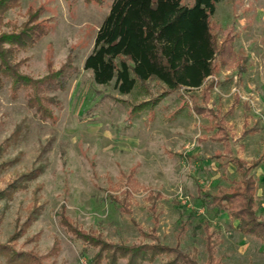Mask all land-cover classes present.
Wrapping results in <instances>:
<instances>
[{
  "label": "rangeland",
  "instance_id": "rangeland-1",
  "mask_svg": "<svg viewBox=\"0 0 264 264\" xmlns=\"http://www.w3.org/2000/svg\"><path fill=\"white\" fill-rule=\"evenodd\" d=\"M111 1L96 6L84 0H21L6 15L20 28L28 7H44L40 20L49 34L19 55L27 61L22 73L38 79L46 75L47 62L57 70L67 58L76 72L64 91L50 94L59 102L52 123L34 116L23 91L12 98L8 82L0 88V191L17 186L10 199L0 198V245L43 256L44 264H88L96 250L86 248L73 229L130 245L141 241L140 227L154 229L162 244L179 243L186 253L196 252L203 263L204 236L214 231L221 239L216 256L223 264H264V242L238 233L225 212L197 193V184L215 193L239 178L230 157L249 161L264 153V0H222L211 18L218 39L233 36L235 51L247 57L246 74L234 68L216 76L208 105L226 122L229 155L225 142L203 140L209 118L183 107L189 93L177 90L138 113L139 104L165 90L161 84H137L121 95L113 83L92 81L83 61ZM194 94L199 98L200 90ZM235 97L239 102L230 110ZM245 116L247 127L257 132L242 137ZM215 152L222 157L212 158ZM129 173L141 188L125 202L127 214L112 197L122 199ZM248 174L257 181V212L264 219V161ZM149 190L162 194L156 224L146 201ZM181 222L187 227L178 236ZM0 264H6L1 255Z\"/></svg>",
  "mask_w": 264,
  "mask_h": 264
},
{
  "label": "trees",
  "instance_id": "trees-1",
  "mask_svg": "<svg viewBox=\"0 0 264 264\" xmlns=\"http://www.w3.org/2000/svg\"><path fill=\"white\" fill-rule=\"evenodd\" d=\"M106 0H84L85 4L102 6ZM222 0H193L191 6L184 0H112L109 11L98 26L90 53L83 61V69L91 72L92 81L99 86L113 88L121 95H128L136 85L144 88L148 82L161 84L165 90L157 97L138 105V113L158 105L170 93L183 90L189 93L191 110L200 117H208L204 128L209 139L221 142L228 139L224 122L219 113L207 107L211 90L215 87L210 77H215L222 69H236L239 75L246 72L247 57L234 50V37L226 36L219 40L211 23L216 6ZM21 0H0V88L9 84L12 98L24 92L26 106L33 110L41 122H54L53 109L59 102L51 93L65 90L69 79L76 72L71 60L67 58L59 69L53 70L46 63V75L34 79L20 71L26 59L19 55L49 34L46 22L40 20L44 7H28L26 21L20 28L6 21L9 11L19 7ZM216 28V27H215ZM200 91L199 98L194 94ZM188 103L184 101L183 107ZM250 130H245L246 134ZM214 158L220 157L216 153ZM257 160L245 162L230 158L228 162L236 168L240 178L233 180L227 188H218L215 193L203 192L198 186L202 202L225 212L235 230L264 242V219L258 214L256 203L257 182L248 175L261 163ZM124 174H121L123 178ZM126 190L122 199L112 197L122 212L130 214L125 202L136 187L141 188L132 173L124 177ZM17 186L11 184L0 191V198L10 199ZM146 201L153 221L157 223V201L162 199L159 191L149 190ZM194 212H191L193 215ZM29 221H26L28 224ZM187 222L179 226L180 236ZM204 230L208 228L205 222ZM141 241L125 245L103 240L100 235L73 229L74 235L82 244L96 252L88 264H153L157 259L161 264H223L216 256L221 244L219 236L212 231L204 236L205 261L199 262L196 252L183 251L176 243L174 246L162 244L155 230L144 231L139 227ZM14 237L10 239L13 241ZM147 239H152L149 243ZM55 242L51 251H55ZM0 255L6 264H44L43 256L38 257L31 251H17L9 245H0Z\"/></svg>",
  "mask_w": 264,
  "mask_h": 264
},
{
  "label": "crops",
  "instance_id": "crops-1",
  "mask_svg": "<svg viewBox=\"0 0 264 264\" xmlns=\"http://www.w3.org/2000/svg\"><path fill=\"white\" fill-rule=\"evenodd\" d=\"M234 45V44H233ZM235 50V49H234ZM240 53H242V52H240ZM244 55V54H243ZM245 56V55H244ZM222 70H226V69H222ZM221 70V71H222ZM231 70V69H230ZM220 71V72H221ZM219 72V73H220ZM246 72H247V67H246ZM246 72L244 73V74H246ZM218 73V74H219ZM218 74H216V76L218 75ZM244 74H241V75H244ZM239 75V74H238ZM240 75V76H241ZM216 76L215 77H210V78H208V79H210V81L211 80H214V82H215V86H216V84H217V82H216ZM207 79V80H208ZM206 80V81H207ZM209 81V82H210ZM208 82V83H209ZM206 85V82L204 83V85H203V87ZM200 90V89H199ZM197 91V90H196ZM201 91V90H200ZM184 101L185 100H182V103H184ZM210 101H211V97H210ZM187 103H189V105L187 106V107H189L190 109H191V104H190V101H189V98H188V101H186ZM239 102V99H238V97H235V99H234V101H233V103H232V106L230 107V110H232L233 108H234V106L237 104ZM210 103V102H209ZM209 103H208V105H209ZM208 105H207V107H208ZM243 107H244V109L247 111V109H248V104L247 103H243ZM211 109V108H210ZM214 110V109H213ZM192 111V110H191ZM215 111H217V110H215ZM193 112V111H192ZM218 113H219V115H220V117L222 118V120H223V122H224V126H225V129H226V133H227V135H228V139L227 140H224V141H221V142H215V143H223V142H225L226 143V147H225V153L226 154H230L231 153V151H230V149H229V147L227 146V141L229 140V134H228V130H227V126H226V122H225V120H224V118L222 117V115H221V113L219 112V111H217ZM196 115V114H195ZM197 116V115H196ZM247 121H248V118L245 116V118H244V121H243V125H242V131H241V135H242V137H246L247 135H249V134H252V133H255V132H257V128H255V127H247ZM205 128V127H204ZM205 130V129H204ZM245 130H250V131H248L246 134H244V131ZM205 136L206 137H204L203 138V140H210L211 142H214V141H212L211 139H209V135L208 134H206V132H205ZM216 153H218V154H220V157H218L217 159H219V158H221L222 157V155H221V153H219V152H215L214 154H213V156L216 154ZM263 156V159H262V161H261V163L259 164V166H257L255 169H253V170H256V169H258V168H260L261 166H262V163H263V161H264V153H261V154H259L255 159H251V160H249V161H247V160H244V159H241V158H239V157H230V158H238V159H240V160H243V161H245V162H251V161H255V160H257L258 159V157L259 156ZM212 156V158H214ZM229 158V159H230ZM229 159H228V161H229ZM230 163V162H229ZM231 164V163H230ZM233 165V164H232ZM234 166V165H233ZM234 168H235V166H234ZM235 171H236V168H235ZM251 171V170H250ZM237 172V171H236ZM238 174V173H237ZM239 175V174H238ZM249 175V174H248ZM251 176H253V175H251ZM254 177V176H253ZM239 178H240V176H239ZM238 178V179H239ZM235 180H237V179H235ZM256 180V179H255ZM257 182V181H256ZM198 184H197V188H198ZM201 188V187H200ZM220 188H222V187H220ZM201 190H202V188H201ZM203 192H207V191H204V190H202ZM257 191H258V185H257ZM263 192H264V189H263ZM197 193H198V189H197ZM209 193V192H208ZM213 194V193H212ZM256 195H257V192H256ZM198 196H199V194H198ZM200 197V196H199ZM201 199V198H200ZM230 220V219H229ZM234 223V222H233Z\"/></svg>",
  "mask_w": 264,
  "mask_h": 264
}]
</instances>
